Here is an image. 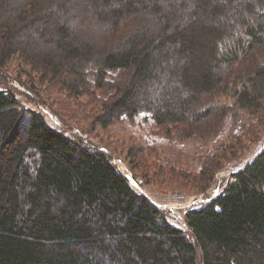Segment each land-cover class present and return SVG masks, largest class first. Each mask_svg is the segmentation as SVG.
Listing matches in <instances>:
<instances>
[{
    "label": "trees",
    "instance_id": "obj_1",
    "mask_svg": "<svg viewBox=\"0 0 264 264\" xmlns=\"http://www.w3.org/2000/svg\"><path fill=\"white\" fill-rule=\"evenodd\" d=\"M18 54L27 104L90 95L103 127L147 114L168 135L210 137L263 113L264 0L229 14L216 0H0V264H264V150L182 228L110 151L24 106L4 71Z\"/></svg>",
    "mask_w": 264,
    "mask_h": 264
},
{
    "label": "rangeland",
    "instance_id": "obj_2",
    "mask_svg": "<svg viewBox=\"0 0 264 264\" xmlns=\"http://www.w3.org/2000/svg\"><path fill=\"white\" fill-rule=\"evenodd\" d=\"M216 2L222 3L229 14L234 12L239 0ZM185 10L188 13L194 11V2L187 4ZM86 38L92 40V36ZM31 41L21 34L15 39L20 46ZM34 42L40 49L43 48L37 39ZM22 64L18 54L9 61L4 71L11 76V87L22 91L20 98L24 106L43 114L52 128L62 130L70 137L76 136L98 149L110 151L126 175L141 183V187L160 207L183 197L192 203V208H202L205 202L209 203L212 197L221 193L232 173L244 169L264 150V110L259 117L242 111L237 118L227 119L225 126L210 137L200 130L187 136L179 127L171 128L172 133L168 135L158 129L147 114L134 120L122 115L108 127H103L94 123L102 113V105L94 96L74 98L65 91L47 89L38 90V99L46 100V104L25 103L23 95L27 88L17 76L12 78L13 73L18 74ZM21 78L27 80V76ZM107 96V93L99 92V98ZM180 134H184L183 137ZM132 153L136 155L135 159L130 158ZM224 153L226 158L222 159ZM219 163H223L222 168L206 185V175H210ZM186 210L181 208L184 214Z\"/></svg>",
    "mask_w": 264,
    "mask_h": 264
},
{
    "label": "built area",
    "instance_id": "obj_3",
    "mask_svg": "<svg viewBox=\"0 0 264 264\" xmlns=\"http://www.w3.org/2000/svg\"><path fill=\"white\" fill-rule=\"evenodd\" d=\"M113 163L116 164L118 166V168L126 175V173L122 170L120 163L114 159V157H112ZM127 176V175H126ZM128 177V176H127ZM131 180L132 185H139V183L137 181H134L132 178L128 177ZM141 184V183H140ZM169 203L168 206H170L171 208H174L175 211H171L170 212V217L172 220L177 221L178 223H182L181 222V214L178 211L179 208H186L188 206H190L192 203L191 202H187L186 200L183 199V197H178V199H176L175 203ZM156 207H160L158 203H155ZM176 215H178V217L176 218Z\"/></svg>",
    "mask_w": 264,
    "mask_h": 264
}]
</instances>
